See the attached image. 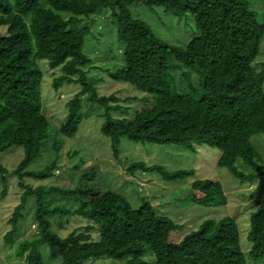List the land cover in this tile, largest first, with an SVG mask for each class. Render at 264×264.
Instances as JSON below:
<instances>
[{"label":"trees","instance_id":"16d2710c","mask_svg":"<svg viewBox=\"0 0 264 264\" xmlns=\"http://www.w3.org/2000/svg\"><path fill=\"white\" fill-rule=\"evenodd\" d=\"M133 4L159 5L177 18L189 12L196 35L185 47L167 44L149 25L131 15L129 6ZM102 8L111 10L117 42L123 46V66L105 72L146 99L142 102L146 105L129 118L119 103L137 101V96H99L89 75L96 68L82 51L93 23L89 19ZM256 15L249 0H45L44 4L41 0H0V152L23 149L13 175L24 190L7 220L5 245L11 246L18 239L28 198L35 197L30 217L36 233L17 243V258L25 264H45L40 253L44 246L57 249L60 264H88L90 259L101 258L117 264H246L237 224L230 217L206 219L196 230L177 237L175 232L182 225L159 214L147 201L133 209L124 197L93 189L96 175L92 171L80 174L77 187L59 191L70 197L58 207L49 208L51 202L48 205L42 200L43 187L33 189L23 180L46 179L57 170L63 138L75 136L85 96L104 109L100 132L109 140L115 158L122 137L185 148L205 144L220 150L217 166L240 183L252 184L264 176L257 140L251 142L256 135L264 137V61H256L264 26ZM84 20L89 24L82 23ZM41 60L60 73L52 76L50 88L57 90L65 82L79 86L64 103L67 113L57 131L50 129L42 111V72L37 65ZM180 65L190 67L200 77L199 86L189 85L188 93H173L169 86L168 71ZM111 112L120 117L111 119ZM48 140L54 153L52 162L37 172L26 170ZM70 152L69 156H74ZM237 161L251 170L244 173ZM128 169L157 172L165 181L191 174L142 163H133ZM6 174L0 161L1 197L7 190ZM85 180L90 185H83ZM254 194L247 240L249 258L258 259L264 257V184ZM182 200L200 207L226 204L220 183L208 179L194 180ZM70 216L83 225L61 237L52 223L54 220L61 228L64 221L52 218Z\"/></svg>","mask_w":264,"mask_h":264},{"label":"rangeland","instance_id":"374dc122","mask_svg":"<svg viewBox=\"0 0 264 264\" xmlns=\"http://www.w3.org/2000/svg\"><path fill=\"white\" fill-rule=\"evenodd\" d=\"M44 4L45 0H41ZM255 9L257 21L264 26V0H249ZM129 11L134 18H137L149 25L153 33L163 42L171 45L185 47L196 35V26L192 16L187 12L180 18L166 13L159 5L147 6L145 4H133ZM89 20H93L91 31L85 37L82 51L91 60L96 69L89 75L95 81L94 87L97 94H117V98L137 96V101L129 103L120 102L121 110L126 108L128 118L136 109L144 107L142 104L146 99L144 94L131 89L128 86L109 78L105 70L115 71L123 66L122 45L116 39V24L111 17V10L100 9L93 14ZM89 20L82 23L89 24ZM257 62L264 61V33L260 42V53L256 58ZM42 72L40 84V95L42 111L50 122V129L57 131L67 113L64 103L77 92L78 85L62 84L57 90L50 88L52 78L60 73L57 69L51 70L43 60L37 63ZM56 75L55 77H52ZM170 89L173 93H188V86H199L200 77L190 68L183 65L176 66L168 71ZM197 88V87H196ZM118 92V93H116ZM82 120L74 137L63 138L62 145L56 159L57 170L46 179L34 180L24 178L23 182L33 189L43 187L42 200L49 208L62 205L66 197L62 192L71 189L72 186L80 184V174L90 171L96 175L95 184L85 180V186L90 185L93 189L101 192L112 191L124 197L133 209L141 206L142 201H147L159 214L170 218L175 223L182 225L176 230L177 237L183 236L191 230H196L198 224L206 219L218 220L223 217H230L235 220L239 230L240 249L245 256L246 264H264V257L251 259L248 256L250 243L247 240L249 230L250 212L252 208L255 191L264 184V176L252 184L240 183L226 169L217 166L220 150L205 144H192L191 148H185L179 144L158 145L154 143L133 142L122 137L119 142V155L115 158L110 150L109 140L101 134L100 127L104 122V109L96 101H89L85 96L82 98ZM111 119L119 118L118 112L110 113ZM60 135L56 134V138ZM259 138H262L261 140ZM257 140L255 146L261 153L264 161V137L256 135L251 142ZM71 147V148H70ZM70 148V149H69ZM70 154L74 152V156ZM53 150L50 140L42 146L40 155L34 159L26 168L28 171L37 172L48 166L53 160ZM23 157V149L12 147L0 152V161L6 168L5 175L8 180L7 190L4 197H1L3 190L0 180V264H25L22 259L15 255V248L18 242L23 239H30L36 233V224L32 221L30 213L33 210L34 196L28 198L27 210L20 222L18 239L11 246L3 243V235L9 230L7 220L19 202V197L24 191L18 186L19 179L13 175V171ZM133 163H142L146 166H162L166 171L187 170L191 174L177 180L165 181L157 172L144 170H129ZM236 166L248 173L250 168L243 166L237 161ZM208 179L218 181L226 198V204L221 207H200L197 205L185 204L182 198L188 194V187L194 180ZM182 200V201H181ZM57 222H62L60 228ZM83 220V218L80 217ZM53 228L58 235L65 237L75 229L81 228L83 223L76 217L52 218ZM69 224H66V221ZM34 226V227H33ZM55 231V230H54ZM96 237V236H95ZM40 253L45 264H60L57 256V249L41 247ZM49 262V263H48ZM88 264H117L108 258L90 259Z\"/></svg>","mask_w":264,"mask_h":264}]
</instances>
